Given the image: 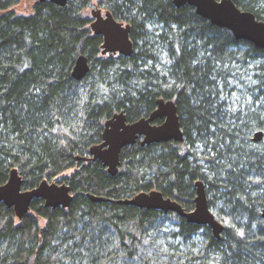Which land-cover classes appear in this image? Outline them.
Masks as SVG:
<instances>
[{
  "label": "trees",
  "instance_id": "16d2710c",
  "mask_svg": "<svg viewBox=\"0 0 264 264\" xmlns=\"http://www.w3.org/2000/svg\"><path fill=\"white\" fill-rule=\"evenodd\" d=\"M232 1L264 20V0ZM19 2L0 0V185L16 167L23 189L46 178L68 184L73 199L67 208L34 199L21 219L1 203L0 264H133L144 258L152 229L168 224L178 243L204 236V259L171 264H264V135L252 140L264 132V48L187 4L99 0L130 24L134 46L130 56L102 55V37L86 14L92 0L34 1L26 14L16 11ZM162 52L168 63L159 65ZM80 54L90 70L76 80L71 70ZM254 61L251 102L234 106L236 73ZM158 98L175 102L182 142L125 146L115 175L83 159L101 142L107 118L118 111L128 122L146 117ZM198 179L209 207L220 204L219 239L174 212L118 202L157 189L191 210ZM68 250L73 256L64 259Z\"/></svg>",
  "mask_w": 264,
  "mask_h": 264
},
{
  "label": "water",
  "instance_id": "95a60500",
  "mask_svg": "<svg viewBox=\"0 0 264 264\" xmlns=\"http://www.w3.org/2000/svg\"><path fill=\"white\" fill-rule=\"evenodd\" d=\"M36 1H49L59 6H65L67 3V0ZM172 2L176 7L186 4L192 6L198 15L208 19L212 24L229 29L236 39L247 40L256 47L264 48V20H258L250 11L241 10L232 0H172ZM91 16L89 25L91 31L102 37V55H132L133 42L129 37L130 24L117 20L109 10L102 12V9L98 7L91 10ZM89 70L88 58L80 54L76 57L71 76L76 80H81ZM156 119H162L161 123H153ZM263 135L264 132L258 130L253 134L252 140L258 142ZM139 137L141 145L184 140L177 106L173 100L158 98L155 108L148 116L132 122L127 121L123 111L115 112L104 122L101 142L90 146L88 156L83 159H97L109 174L115 175L120 164L122 148L134 145ZM75 159L79 160L80 157L76 156ZM22 184L23 178L19 170L12 167L7 181L0 185V204L12 208L18 219L30 210L34 199H42L44 205L51 208L59 206L67 208L73 199L71 189L66 183H57L44 178L37 186L30 189H23ZM194 186V208L191 210H185L177 200L165 197L157 189L139 192L131 198L120 199L118 202L140 209H154L164 213L174 212L189 223L208 226L213 236L219 239L224 225L209 207L202 180H196ZM95 199H102V197H95ZM261 217L264 220V207Z\"/></svg>",
  "mask_w": 264,
  "mask_h": 264
},
{
  "label": "rangeland",
  "instance_id": "374dc122",
  "mask_svg": "<svg viewBox=\"0 0 264 264\" xmlns=\"http://www.w3.org/2000/svg\"><path fill=\"white\" fill-rule=\"evenodd\" d=\"M36 0H20L19 4L16 6V11L20 13H29L31 11L33 2ZM99 0H92L89 8L86 11V14L91 18V10L101 8L102 12L106 10L103 4H99ZM149 29H151L149 27ZM157 47V45H156ZM161 61L158 63L159 65L162 63H168V59L166 58V53L162 52L160 54ZM259 61H254L250 65H247L245 69H241L240 71H237V81H236V96L234 98L232 97V100L236 97H240L239 104H246L251 102V99L248 97V92L250 91L251 85L254 84L252 81H255V75L258 73L257 69L259 68ZM160 67V66H159ZM158 66L156 67L157 70L161 69ZM248 77L251 78V80L248 79ZM239 85H243V87H240ZM243 92V95H242ZM231 100V101H232ZM239 104H234V106H238ZM243 106V105H242ZM201 154H197L199 156ZM220 204H217L216 207L210 208L213 213L215 214L216 218L220 220L223 225H225V222L219 217H217V212ZM220 209V208H219ZM172 228V225L168 224L165 228H160L156 226L154 229H152L151 235H148L146 238V247H145V254L142 261L137 258V263L133 264H171L176 259L183 260L187 257L188 260L193 261L194 258H198L197 261L204 259L205 257H202L203 253L202 248L204 244V236H202L201 231L194 237H192L189 241L186 243H178V241H174L170 238L169 230ZM157 230V231H154ZM177 245L178 248H174V246ZM73 251H64L62 253V256L64 259H66V255L73 256ZM187 255V256H186ZM72 263L78 264V260H74ZM81 264V263H79Z\"/></svg>",
  "mask_w": 264,
  "mask_h": 264
},
{
  "label": "snow or ice",
  "instance_id": "6c2138e0",
  "mask_svg": "<svg viewBox=\"0 0 264 264\" xmlns=\"http://www.w3.org/2000/svg\"><path fill=\"white\" fill-rule=\"evenodd\" d=\"M248 79L249 80H251V78L250 77H248ZM252 83H255V81H252ZM227 86L228 87H231L232 85H231V82H228L227 83ZM240 87H243V85H239ZM242 95H243V92H242ZM239 100H240V97H236L235 99H233L232 100V103L233 104H239ZM257 103H260V101H257ZM229 167H231L230 165H229ZM242 235V234H241Z\"/></svg>",
  "mask_w": 264,
  "mask_h": 264
},
{
  "label": "bare ground",
  "instance_id": "6f19581e",
  "mask_svg": "<svg viewBox=\"0 0 264 264\" xmlns=\"http://www.w3.org/2000/svg\"><path fill=\"white\" fill-rule=\"evenodd\" d=\"M133 51H134V46H133ZM73 68V67H72ZM72 71V70H71ZM118 112H120V111H118ZM162 120V119H161ZM140 137L138 138V140L137 141H139L140 142Z\"/></svg>",
  "mask_w": 264,
  "mask_h": 264
},
{
  "label": "flooded vegetation",
  "instance_id": "af4514ba",
  "mask_svg": "<svg viewBox=\"0 0 264 264\" xmlns=\"http://www.w3.org/2000/svg\"><path fill=\"white\" fill-rule=\"evenodd\" d=\"M92 19V18H91ZM139 142V141H138Z\"/></svg>",
  "mask_w": 264,
  "mask_h": 264
}]
</instances>
